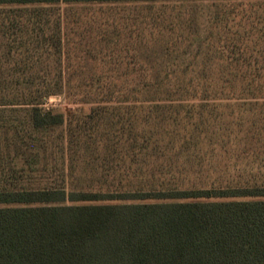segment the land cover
I'll return each instance as SVG.
<instances>
[{"label": "trees", "instance_id": "1", "mask_svg": "<svg viewBox=\"0 0 264 264\" xmlns=\"http://www.w3.org/2000/svg\"><path fill=\"white\" fill-rule=\"evenodd\" d=\"M203 1L199 35L184 5ZM226 1L0 0L17 11L0 23V264H264V7L228 28ZM29 6L62 8L53 74ZM56 92L79 107L42 111Z\"/></svg>", "mask_w": 264, "mask_h": 264}, {"label": "rangeland", "instance_id": "2", "mask_svg": "<svg viewBox=\"0 0 264 264\" xmlns=\"http://www.w3.org/2000/svg\"><path fill=\"white\" fill-rule=\"evenodd\" d=\"M264 1L263 0H236V1H226L222 4H220V9H224L229 11L228 13V20H234L236 21H244L246 17L250 16V18H253L255 16H261V19L263 18L262 9L264 7ZM217 3L214 2H189L185 3V7L191 10L193 8V11L195 13V16L197 21L199 22V35L204 34V29L207 24V21H209L214 13V10L216 8ZM9 7H2L0 6V23L2 22L3 18L8 14H13L16 12H13L12 10H8ZM33 9H40V6H29L25 8L26 11H23L21 14L20 19L22 21L26 22V25L28 26L29 30L33 29L34 36L37 37L38 41L42 44L40 48L44 49L43 47H49L48 50L44 51L41 50L42 53L50 54L49 56H43V68L42 70L45 71H51L53 72L59 70V63L57 62L58 55L54 53V49L56 47V35L58 32L57 29V19L59 17V12L62 10L61 7H45L43 6L41 10H33ZM33 10V11H32ZM257 12L256 15L251 14V12ZM9 15L8 17H12ZM192 17V16H188ZM16 17L15 19H17ZM227 23L226 27H232L233 24L230 22ZM10 19H7L5 22H9ZM5 23L4 31L7 30V26ZM259 23L257 24L258 27ZM249 25H245V27H248ZM262 27V25L260 26ZM234 29V28H232ZM45 62V63H44ZM41 64L37 65V68L39 69ZM44 74V73H42ZM53 80L51 78L45 79L37 78L32 81L31 83L35 85H42L47 84L49 82H52ZM56 82H59V80L56 78ZM53 83V82H52ZM45 96V97H44ZM41 99L38 98L36 102L38 103L40 109L42 111H51V112H61L64 114H68L69 112L74 111L77 107H79L76 104H73L65 99V97L59 93H52L50 95H44Z\"/></svg>", "mask_w": 264, "mask_h": 264}]
</instances>
